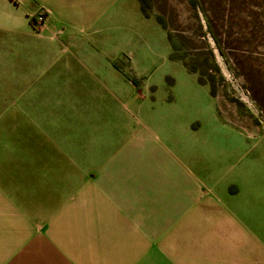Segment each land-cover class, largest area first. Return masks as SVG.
Returning a JSON list of instances; mask_svg holds the SVG:
<instances>
[{
	"label": "crops",
	"instance_id": "crops-1",
	"mask_svg": "<svg viewBox=\"0 0 264 264\" xmlns=\"http://www.w3.org/2000/svg\"><path fill=\"white\" fill-rule=\"evenodd\" d=\"M0 4L13 22L18 21L12 33L30 32L29 20L43 8L50 15L44 39L59 41L61 34H68L63 24L70 23L72 34L82 36L84 45L95 42L88 36L90 28L97 30L93 38L110 42L104 28L110 0ZM15 52L13 47L11 54V44L0 43V98L22 97L19 113L30 122L18 136H11V158H0V264H144L138 257L109 255V244L118 242L123 251L148 252L156 245L168 251L171 236L177 240L175 249L185 237L188 264H195L192 257L210 250L207 242L213 239L232 241L239 230L256 237L249 222L261 223L264 214L254 202L263 206L264 194L254 200L250 171L241 173L246 181H239L231 173L216 178L206 167L197 169L192 158H178L134 126L129 128L132 96L112 97L110 77L67 78L47 69L45 49L39 60L30 49L24 64H16ZM105 60L91 59L89 64ZM94 79L100 84L94 85ZM96 94L108 101L95 111L88 102L69 110L43 101L94 100ZM58 111L63 112L60 117ZM111 114L124 128L106 151ZM95 130L100 134L96 147ZM140 241L147 243L141 246ZM149 264L172 263L161 257Z\"/></svg>",
	"mask_w": 264,
	"mask_h": 264
},
{
	"label": "rangeland",
	"instance_id": "rangeland-1",
	"mask_svg": "<svg viewBox=\"0 0 264 264\" xmlns=\"http://www.w3.org/2000/svg\"><path fill=\"white\" fill-rule=\"evenodd\" d=\"M110 2L104 26L110 33L109 43L93 38L97 30L90 28L88 36L95 42L84 45L82 36L79 39L72 34L74 27L70 23L63 24L68 34H61L59 41L44 39L50 15L43 8L29 20L30 32L12 33L18 21L13 22L1 4L0 43L11 44V54L15 48L16 64L28 63L26 54L30 49L39 60L40 50L45 49L44 58L52 64L47 69L54 74H66L67 78L80 74L79 78L85 80L88 76L110 77L112 97L132 96L128 99L129 128L134 126L139 134L178 158H192L197 169L206 167L216 178L231 173L243 181L241 173L250 171L251 194L254 200L258 199L264 194V0ZM42 13L46 17L43 24L38 19ZM169 36L181 42L177 55L198 72L188 70L184 61L172 58L175 51ZM103 58L105 63L89 64L91 59ZM201 73L205 80L215 83V97L210 85L199 82ZM98 84L95 80L94 85ZM94 96V100L43 101L49 107L69 110L88 106L87 102L94 111L107 106L108 99ZM24 101L22 97L0 98V158H11V136H18L29 125L30 120L25 119L29 116L19 113ZM211 106L221 122L242 136L223 126ZM59 113L63 112L58 111L60 117ZM47 117L51 118V114ZM110 117L113 127L105 130L110 135L106 151L115 146L124 128L118 116ZM98 135L95 130L94 147ZM254 203L264 214V204ZM259 220L261 223L249 222L256 237H246L239 230L232 241L213 239L207 242L210 250L192 257L195 264H264V216ZM116 243L109 244V255L138 257L144 264L161 257L172 264L173 260L175 264H188L190 258L184 236L176 249L177 240L171 236L168 251L159 245L148 252L123 251L122 245ZM138 243L142 246L147 242Z\"/></svg>",
	"mask_w": 264,
	"mask_h": 264
},
{
	"label": "trees",
	"instance_id": "trees-1",
	"mask_svg": "<svg viewBox=\"0 0 264 264\" xmlns=\"http://www.w3.org/2000/svg\"><path fill=\"white\" fill-rule=\"evenodd\" d=\"M145 11V10H144ZM146 12V11H145ZM162 23V22H161ZM169 41H170V43H171V46H172V48H173V50L175 51L174 52V54H173V56H172V58L173 59H179V60H182V61H184V65H185V67L188 69V70H191V71H193V72H198V70L195 68V67H193L192 65H190L189 63H187L186 61H185V59H184V57H180V56H178L177 55V53H178V51H179V47H180V41H177L176 39H174V38H172V36H169ZM218 42V45H219V47H221L220 46V42L219 41H217ZM202 74V73H201ZM204 74H202V76H201V78H200V80H199V82L201 83V84H203V85H210V87H211V94H212V96H216V88H215V83L214 82H211V80H205L204 78Z\"/></svg>",
	"mask_w": 264,
	"mask_h": 264
},
{
	"label": "built area",
	"instance_id": "built-area-1",
	"mask_svg": "<svg viewBox=\"0 0 264 264\" xmlns=\"http://www.w3.org/2000/svg\"><path fill=\"white\" fill-rule=\"evenodd\" d=\"M38 19H39V23L41 24H43L46 21V17L43 13L39 16Z\"/></svg>",
	"mask_w": 264,
	"mask_h": 264
},
{
	"label": "water",
	"instance_id": "water-1",
	"mask_svg": "<svg viewBox=\"0 0 264 264\" xmlns=\"http://www.w3.org/2000/svg\"><path fill=\"white\" fill-rule=\"evenodd\" d=\"M232 81L235 82V79L232 78ZM235 86H237L238 90L240 91V93H243L241 88L239 87V85L235 82Z\"/></svg>",
	"mask_w": 264,
	"mask_h": 264
}]
</instances>
